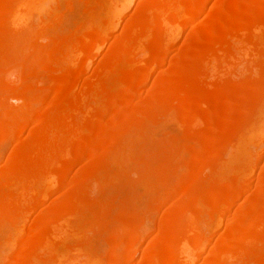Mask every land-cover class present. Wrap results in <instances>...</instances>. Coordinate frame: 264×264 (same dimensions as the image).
Masks as SVG:
<instances>
[{"label":"bare ground","instance_id":"1","mask_svg":"<svg viewBox=\"0 0 264 264\" xmlns=\"http://www.w3.org/2000/svg\"><path fill=\"white\" fill-rule=\"evenodd\" d=\"M60 1L0 0V149L16 140L0 154V264H99L103 239L107 264H264V165L246 174L264 155V0H141L95 64L133 0H84L67 33ZM118 181L134 204L116 214Z\"/></svg>","mask_w":264,"mask_h":264},{"label":"rangeland","instance_id":"2","mask_svg":"<svg viewBox=\"0 0 264 264\" xmlns=\"http://www.w3.org/2000/svg\"><path fill=\"white\" fill-rule=\"evenodd\" d=\"M72 1V2H71ZM214 0H211V2L214 4V2H213ZM210 2V3H211ZM60 6H58V8L59 9H57L55 12H54V16L56 17V18H58L57 20H59V21H57V20H55L56 22H54L55 23V25H56V28L58 29V30H62V31H64L63 33H67L68 31L70 32V28H71V30H73V28H76V26L78 25L79 26V22H80V19L83 17V19L85 18V13H87L86 12V8H85V4H84V0H61L60 2ZM69 3H71V4H69ZM139 3H141V0H133V2L131 3V5L130 6H128L127 8H126V10L124 11L125 13H124V19L122 18V23L121 24H119L117 27H116V29H112L113 31L111 32V34H110V36H109V38H108V40H107V42H106V44H104L103 45V50L101 49V50H99L98 52H97V54H96V58H95V60H94V62H93V64H95L97 61H98V59H100V56H102L103 54H104V49L105 50H107V48H108V45L110 44L111 45V43L113 42V39L115 40V37L118 35V33L122 30V26H124L123 25V21L130 15V13H132V11H134V9L136 8V6L139 4ZM209 3V5H208V8H209V10H210V7L213 5V4H210ZM79 7H78V6ZM211 5V6H210ZM78 7V8H77ZM134 7V8H133ZM207 8V9H208ZM79 9V10H78ZM207 9L204 11V12H206V13H203V17H208V14H209V10L207 11ZM79 11H80V13H79ZM69 12V13H68ZM208 13V14H207ZM56 14L58 15V16H56ZM61 14V15H60ZM88 15V14H87ZM210 15V14H209ZM60 16H63L61 19H60ZM69 18V19H68ZM88 18V17H87ZM63 19V20H62ZM82 19V20H83ZM86 20V19H85ZM67 21V22H66ZM84 21V20H83ZM82 22V21H81ZM80 22V23H81ZM86 22H87V20H86ZM85 23V22H84ZM71 24V25H70ZM75 24V25H74ZM82 24V23H81ZM192 24H194V22H191V25ZM54 25V26H55ZM61 25V26H60ZM188 25H190V24H188ZM190 25V26H191ZM66 26H67V28H66ZM71 26V27H70ZM59 27V28H58ZM80 27V26H79ZM187 27V26H186ZM185 27V28H186ZM189 27V26H188ZM191 28V27H190ZM190 28H188V30L190 29ZM66 29V30H65ZM186 30H187V28H186ZM185 29H184V32L186 31ZM61 32V31H60ZM186 32H188V31H186ZM182 36V37H181ZM185 34L183 33V34H181L179 37H178V40H177V43H178V46H179V44H180V46L182 47V45L183 46H187L188 44L186 43V45H185ZM45 41V40H44ZM108 44V45H107ZM105 46V47H104ZM107 47V48H106ZM11 61H9L8 63H10ZM13 63H10V64H7L6 63V66H8V67H6V68H9V69H7V75L8 76H12V74L14 73V71H15V68L14 67H12V66H14V65H12ZM93 64H92V66H93ZM10 65V66H9ZM153 77H150L149 79H148V81L146 82V84L144 85V87H143V90L145 89V87L146 88H148V87H150L152 84H153ZM148 83H149V85H148ZM145 91H146V89H145ZM5 103H6V105L7 106H10V108H14V107H18V105H19V103L18 102H16L15 100H13V99H11V100H9L8 98H6L5 99ZM11 103V104H10ZM13 106V107H12ZM164 119H162V123L161 124H159V128L161 129L162 128V130L163 131H161L162 133H164V131L165 132H168V131H172L173 133H178L179 131H181V127H180V125L179 124H177L176 125V123H174V122H172L171 121V119H170V121H163ZM161 121V120H160ZM158 123H160V122H158ZM261 124V123H260ZM260 124L257 126V127H260ZM162 126V127H161ZM166 129V130H165ZM259 129H261V127L259 128ZM168 130V131H167ZM262 130V129H261ZM160 130H158V138H159V136H161V133L159 132ZM251 135V134H250ZM249 135V136H250ZM264 137V136H263ZM160 139V138H159ZM255 140H257V139H255ZM255 140H254V143H255ZM254 143L252 142L251 144H253V146H250V148H249V151L252 153V152H255V151H257V150H255L258 146L256 145V146H254ZM259 144V143H258ZM15 145H16V140L15 139H13V138H10V139H6V140H2L1 141V149H0V154H1V157H3V160H6L9 156H10V153H11V151H12V149L15 147ZM150 146H152V145H150ZM259 148V147H258ZM256 157H257V155H256ZM258 158V157H257ZM258 159H256V164H254L252 161V163L254 164L253 165V167H252V169H251V167L249 168L250 169V171L251 172H249L250 173V175H252V176H249V173H246V174H248L247 175V177H251V179H250V182H251V185L252 184H255V182H256V175L258 174V171H260L259 169L264 165V155H261V158H260V156H259V160L257 161ZM252 163H250V164H252ZM249 166H252V165H249ZM74 168H72V170H73ZM74 171V170H73ZM245 171H247V169L245 170ZM73 173V172H72ZM255 176V177H254ZM74 177V176H73ZM72 177V178H73ZM255 179V180H254ZM124 184V182H122V181H118V182H116L114 185H112L111 186V188L110 189H108V190H106V192H107V196H109V197H112V196H116V206H115V208H113V209H115L114 210V213H116V214H118V212L121 210V208L120 207H123L124 208V206H126V207H129V206H131L132 207V204H134L132 201L130 202V201H125L124 203H123V201L120 199V197L118 196V190H119V188H120V185H123ZM253 186V185H252ZM118 187V188H117ZM115 189H116V191H115ZM111 191V192H110ZM117 194H116V193ZM112 193V194H111ZM56 194V195H55ZM60 195V196H59ZM118 196V197H117ZM62 198V196H61V192H57V190H53L49 195H48V197H45V200H46V202H48V203H52V205H53V203H56V202H58V200H60L61 198ZM60 198V199H59ZM44 200V201H45ZM118 200V201H117ZM122 202H121V201ZM145 200H140L139 201V203L137 204V206H139L138 208H141V206L142 207H144V206H146V204H144V203H142V202H144ZM46 202H44L45 204L44 205H46ZM121 203V205H120V203ZM167 202H170V200L168 199V201ZM172 202V201H171ZM174 202V201H173ZM47 203V204H48ZM118 203V204H117ZM176 203V202H175ZM144 204V205H143ZM43 205V206H44ZM50 205V204H49ZM119 205H120V207H119ZM124 205V206H123ZM166 205H169V203H166L165 204V206ZM235 205L237 206V204L235 203ZM236 206H234V207H236ZM112 207H113V205H112ZM122 208V209H123ZM134 208V207H133ZM41 209V207L39 206H36V207H34L33 209H32V211H31V213H30V215H29V217H28V220H27V222L25 223V225H23L24 227L22 228V229H20L18 232H15V236H14V239H13V241H12V244L7 248V254H9V255H12V253H15L16 251H18L21 247H19L20 246V242L21 241H23L22 239L23 238H25V236L27 237V234H28V230L27 229H29V227L31 226L30 224L33 222V220H34V218H35V216L37 215L36 213H38V211ZM112 209V210H113ZM118 209V210H117ZM120 209V210H119ZM161 212V211H160ZM156 215V214H155ZM159 215V214H158ZM157 218V217H156ZM26 227V228H25ZM152 228V230H150V233L149 234H147L146 235V237L144 238V240H143V242L142 243H140V244H143V245H141V247H144V248H146V247H149V245H151L150 244V242H152V240H153V238H155V236H156V232H155V229H153V228H155V226H153V227H151ZM25 230V231H24ZM4 232H6V230H4V229H2V230H0V235H3L4 236ZM218 232H220V231H216L215 233H214V236H216L217 237V234H218V237H219V233ZM154 234V235H153ZM216 234V235H215ZM3 236H0V240L2 239V237ZM24 236V237H23ZM148 236V237H147ZM212 237H210V240L209 241H211V242H209V245L212 243H214L215 242V237L213 236V235H211ZM152 237V238H151ZM150 238V239H149ZM21 239V240H20ZM104 240V239H103ZM101 241V243H100V249H98L97 250V258L99 259L98 261V263L100 264L102 261H104V262H102V264H107V262H108V257H107V251H106V249H107V247H108V244L105 242V240L104 241ZM214 241V242H213ZM15 243V244H14ZM148 243V244H147ZM211 244V245H212ZM148 245V246H147ZM210 245V246H211ZM16 246V247H15ZM18 246V247H17ZM98 246V245H97ZM140 246V245H139ZM213 246V245H212ZM18 248V249H17ZM98 248V247H97ZM5 250H6V248H5ZM12 252V253H11ZM102 252V253H101ZM138 253H135L134 254V259L135 260H138L139 258H140V256H141V254H140V252L139 251H137ZM206 252V251H205ZM105 255V256H104ZM204 255V254H203ZM100 257H102V258H100ZM203 256H201V258H202ZM200 258V259H201ZM100 259H102L101 261H100ZM104 259V260H103ZM9 260H11V259H7L6 261H5V263L3 262L2 264H11V261H9ZM106 261V262H105ZM200 262V261H199Z\"/></svg>","mask_w":264,"mask_h":264}]
</instances>
